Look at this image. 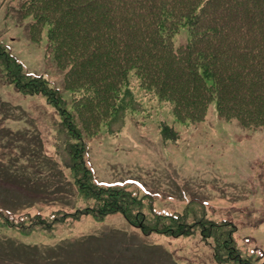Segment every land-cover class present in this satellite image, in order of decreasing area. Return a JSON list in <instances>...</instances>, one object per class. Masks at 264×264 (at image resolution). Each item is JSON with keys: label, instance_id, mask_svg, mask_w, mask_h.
Here are the masks:
<instances>
[{"label": "trees", "instance_id": "trees-1", "mask_svg": "<svg viewBox=\"0 0 264 264\" xmlns=\"http://www.w3.org/2000/svg\"><path fill=\"white\" fill-rule=\"evenodd\" d=\"M20 13L32 16L34 40L49 28L55 61L67 71L73 99L68 105L44 77L24 72L0 44L6 83L21 94L45 96L62 117L55 154L39 141L28 152L22 149L24 160L6 148L14 142L12 131L1 130L10 142L0 153V191L6 193H0V203L8 197L0 224L31 233L85 214L103 220L122 212L145 235L181 238L201 229L206 241H214L218 264H257L242 256L234 224L209 223L199 207L148 219L142 212L145 199L124 187L98 184L86 156L89 139L120 132L142 105L135 88L169 104L180 123L204 121L216 99L222 118L264 128V0H24ZM181 32L187 40L176 46ZM161 126L178 137L173 126ZM80 199L88 204L76 210L73 204ZM40 204L61 210L52 218L40 211L15 215Z\"/></svg>", "mask_w": 264, "mask_h": 264}, {"label": "rangeland", "instance_id": "rangeland-1", "mask_svg": "<svg viewBox=\"0 0 264 264\" xmlns=\"http://www.w3.org/2000/svg\"><path fill=\"white\" fill-rule=\"evenodd\" d=\"M23 2L0 0V44L22 63L24 72L44 76L71 105L73 95L67 89V71L55 61L49 28L45 27L39 39L34 40L32 16L20 15ZM186 40L187 33L181 32L176 46ZM0 72V153L7 152L4 146L10 142L9 137L2 138L1 130H10L14 142L6 148L24 160L22 149L28 152L39 141L45 150L55 154L62 121L58 109L43 95L18 93L2 78L1 68ZM134 86L131 83V88ZM134 90L142 105L127 117L120 132H103L88 141L86 161L95 180L105 187L125 186L140 197L151 195L153 199L146 204H155L157 213L177 215L184 214L188 207H199L205 221L211 219L209 223L234 224V237L242 256L262 264L264 128H246L237 120L220 117L216 99L204 121L180 123L169 104L161 103L141 88ZM164 121L175 127L178 137L164 132L160 126ZM1 200L0 208L5 210L8 205L3 202L8 197ZM87 204L80 199L73 206L77 210ZM142 205L144 217L153 219L150 206L144 201ZM59 209L57 204H40L15 215H35L40 211L52 218L50 215ZM125 218L122 212L101 222L87 216L53 230L31 233L0 224V264H218L210 244L214 241H206L201 229L181 238L145 236Z\"/></svg>", "mask_w": 264, "mask_h": 264}]
</instances>
